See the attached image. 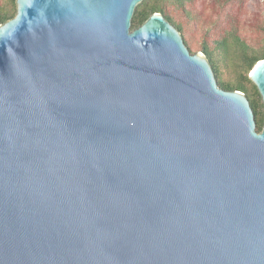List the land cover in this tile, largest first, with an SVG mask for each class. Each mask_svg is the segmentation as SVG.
Masks as SVG:
<instances>
[{
  "label": "water",
  "instance_id": "obj_1",
  "mask_svg": "<svg viewBox=\"0 0 264 264\" xmlns=\"http://www.w3.org/2000/svg\"><path fill=\"white\" fill-rule=\"evenodd\" d=\"M141 1L0 24V264H264V124Z\"/></svg>",
  "mask_w": 264,
  "mask_h": 264
},
{
  "label": "trees",
  "instance_id": "obj_2",
  "mask_svg": "<svg viewBox=\"0 0 264 264\" xmlns=\"http://www.w3.org/2000/svg\"><path fill=\"white\" fill-rule=\"evenodd\" d=\"M193 2L194 0H142L132 17V28L141 25L153 12H161L179 31L184 32V24L176 21L168 13L167 6L170 4L178 9H184ZM16 9V0H0V24L13 17ZM259 30L261 40L251 43L241 36L237 26H230L213 45L204 41L201 47L214 69L220 86L227 90H239L247 95L255 112L258 131L262 130L264 124V113L261 111L263 102L261 103L260 92L249 74L255 64L264 59V20ZM185 41L192 49L189 40L185 38Z\"/></svg>",
  "mask_w": 264,
  "mask_h": 264
},
{
  "label": "rangeland",
  "instance_id": "obj_3",
  "mask_svg": "<svg viewBox=\"0 0 264 264\" xmlns=\"http://www.w3.org/2000/svg\"><path fill=\"white\" fill-rule=\"evenodd\" d=\"M263 3L264 0H194L184 9L169 4L167 11L184 24L185 30L180 32L184 41L185 38L189 40L192 49L186 45L190 51L203 53V42L213 45L230 26H237L241 36L249 42H259L262 37L259 26L264 20Z\"/></svg>",
  "mask_w": 264,
  "mask_h": 264
}]
</instances>
